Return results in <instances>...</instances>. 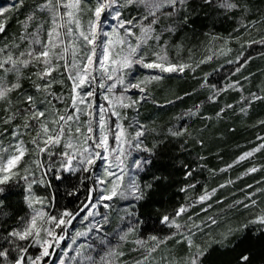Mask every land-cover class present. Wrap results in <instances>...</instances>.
<instances>
[{
  "label": "snow or ice",
  "instance_id": "6c2138e0",
  "mask_svg": "<svg viewBox=\"0 0 264 264\" xmlns=\"http://www.w3.org/2000/svg\"><path fill=\"white\" fill-rule=\"evenodd\" d=\"M187 2L32 0L27 6V15L20 21L22 31L11 41L0 43V105L3 106L0 108V137H10L7 145L0 140V195L5 192L4 186L23 181L26 186L25 201L31 209L28 216L20 218L16 227L0 236L5 245L0 246V264H52L51 258L56 256L55 249L67 238L68 227L77 217L81 223H89L86 232L74 233L72 245H76L79 237H88L93 232L97 235L91 243L80 244L72 249L75 255L68 259L74 264H129L121 259L125 253L107 240L104 225L110 223L109 212L101 213L99 209L113 210L117 201H126L129 203L123 209L125 216L136 217L137 214L131 209L145 199L146 190L153 186L151 183L142 185L139 176L152 164L151 157L155 155L156 145L151 149L147 147L144 138L148 130L139 120L129 121L125 125L124 122L128 120L126 110L134 109L138 115L140 104L148 97L147 85L163 79V73H183L191 69L189 64L170 60L167 44L163 41L165 33L175 31L177 19H182L180 14L186 10ZM204 3L215 4L226 12H247L243 0H204ZM24 6L25 0H15L9 7L0 8V17L12 8L18 11ZM129 9L136 14L133 15ZM255 24L256 21H249L241 27L248 31ZM5 29V23L0 21V34ZM250 43L264 45V36ZM211 59L212 56H207L199 63ZM30 67L36 71L25 76V70ZM137 67L156 69L159 74L134 77L132 73ZM64 77L71 82L69 93L54 92V85H63ZM24 79L32 82L35 95L23 90ZM238 85L239 81H236L229 87L237 89ZM201 87L213 90L208 99L215 102L220 90L207 82L202 83ZM133 89L141 94L135 99L128 95ZM237 90L242 91V87ZM262 99L264 96L257 93H250L246 102L241 97L240 103L244 106L240 111L246 112L252 103ZM227 107L232 108L234 105ZM199 110L200 106L195 105L178 119L196 116ZM224 111L222 108L217 116ZM259 123L264 124V121ZM186 134L188 129L183 126L167 129V135L173 138ZM25 135L31 137L27 143L32 145L31 151L37 156L33 161L34 168H21L23 158L30 151L23 139ZM258 139L262 142L243 153L237 163L264 150V137ZM197 142L203 143L202 140ZM140 152L148 155H136ZM41 154H46V161L40 159ZM232 166L228 165L227 168ZM257 170L252 167L248 173ZM57 171L90 174L81 179V184L84 179H88L92 186L78 208H54L49 198L38 197L33 192L34 185L49 187L47 176ZM192 171L187 170L185 178L191 176ZM56 179L61 180L63 177L56 175ZM231 183V180L227 182ZM225 186L220 185L221 188ZM189 187L194 188L195 185H188L181 191H187ZM247 187L251 188L252 185ZM216 191L213 189L212 193L199 196L198 202L204 203L211 199ZM256 191L246 193L245 200L248 203L238 200L229 207L255 206L253 197ZM78 194L79 189L76 187L68 193L70 196ZM2 204L3 201H0V206ZM188 207L181 205L172 214L159 218L158 223L175 230L166 238L151 235L148 239L155 243L147 247L143 239L134 241L137 247L133 251L143 248L144 254L131 264H157L152 254L168 239L176 237L180 238L177 243L186 245V251L167 264H204L210 245L198 244L194 237L216 225L217 217L207 216L199 223L188 217L190 223L181 222L180 217L188 211ZM211 207L209 204L202 211L207 213ZM97 216L101 219L93 223ZM249 225H259V231H264V209L242 227L247 228ZM137 226H142L139 218L122 233H118L119 241H126L128 235L137 230ZM57 229H60L59 233ZM238 230L230 228L227 234L214 242L222 243ZM96 247L103 250L93 256L91 253ZM29 248H38V252L32 254ZM63 256H67V252ZM238 259L239 264H249L247 253ZM57 264H66V260L57 257Z\"/></svg>",
  "mask_w": 264,
  "mask_h": 264
},
{
  "label": "trees",
  "instance_id": "16d2710c",
  "mask_svg": "<svg viewBox=\"0 0 264 264\" xmlns=\"http://www.w3.org/2000/svg\"><path fill=\"white\" fill-rule=\"evenodd\" d=\"M14 2L15 0H0V8L9 7ZM243 2L247 6L246 13L226 12L215 4H205L204 0H188L186 10L180 14L182 19H177L175 31L165 33L163 41L167 44L169 59L189 64L191 69H186L183 73H163V79L147 85L148 97L140 104L138 115L134 109L126 110L128 120L124 122L125 125L129 121L139 120L148 130L144 138L147 147L151 149L156 145L155 155L151 157L152 164L139 176L142 185L151 183L153 186L146 190L145 199L131 209L137 214L136 217L125 216L123 209L129 203L126 201H117L115 208L107 211L110 223L104 225V234L111 242L118 238V233L134 224L136 218L141 220L142 226H137V230L130 233L126 241L118 240L114 245L125 253L121 259L129 264L144 254L143 248L133 251L137 247L134 241L143 239L147 247L155 243L148 239L151 235L166 238L175 231L158 221L161 216L172 214L181 205L189 206L188 211L180 217L181 222L190 223L188 217H192L197 223L207 216L217 217L216 225L194 237L196 243L210 245L204 264H239L238 258L245 253L249 255V264H264V231H259V225L242 227L264 209V191H256L264 189V150L238 162V166L233 165L243 153L262 142L258 137H264V124L259 123L264 121V99L256 100L246 112L240 111L244 106L240 103L241 97L246 102L250 93L264 96V45L250 43L251 40H260L264 36V0ZM31 3L32 0H25L24 7L18 11L12 8L0 17V21L6 25L5 32L0 34V43L11 41L22 31L20 21L24 20L28 12L27 6ZM129 12L136 14L131 9ZM86 19L85 17V22ZM249 21H256V24L245 31L241 25ZM207 56H212V59L199 63ZM34 71L35 68L26 69L25 76ZM133 72L138 78L147 74L141 67ZM63 79V85H54V92L69 93L71 82L66 77ZM236 81H239L237 89L242 87V91L229 87ZM205 82L220 90L215 102L208 99L213 90L201 87ZM22 83L23 90L36 94L30 80L24 79ZM132 94L134 99L141 95L136 90ZM230 104L234 107L228 108L227 105ZM195 105L200 106L196 116L178 119ZM222 108L225 111L217 116ZM181 126L188 129V134L180 138L167 135L168 128ZM9 139L7 136L0 137L5 145ZM23 139L30 151L23 158L21 168H34L33 161L37 156L31 151L32 145L27 143L31 137L25 135ZM198 140L203 143H198ZM137 154L148 155L144 152ZM40 159L46 161V154H41ZM228 165L233 166L227 168ZM252 167L258 170L248 173V169ZM225 168L226 171H221ZM187 170L193 171L191 176L185 178ZM56 175H61L63 179H56ZM89 175L62 171L49 173L47 181L50 186L34 185L33 192L38 197L49 198L54 208L74 210L85 200L88 189L92 186L88 179H84L81 184V179ZM229 180L233 183L227 184ZM192 184L195 185L194 188L181 191ZM222 184L226 186L221 188ZM248 185L252 187L249 188ZM4 187L5 192L0 195V201H3L0 206V236L6 235L7 231L18 225L21 217L31 213L25 201L26 186L23 181ZM73 187L79 189V194L70 196L68 193ZM214 188L217 191L211 199L204 203L198 202L199 196ZM253 191H256L253 197L255 206L229 207L235 201L245 200L246 193ZM245 203L248 201L245 200ZM209 204L212 207L207 213L203 212L202 209ZM121 216L125 218L121 219ZM230 228L239 230L222 243L214 242L227 234ZM179 239H168L152 254L157 264H167L169 260L178 259L184 254L186 245L177 243ZM0 246H5L2 239ZM29 252L36 254L38 248H29Z\"/></svg>",
  "mask_w": 264,
  "mask_h": 264
},
{
  "label": "rangeland",
  "instance_id": "374dc122",
  "mask_svg": "<svg viewBox=\"0 0 264 264\" xmlns=\"http://www.w3.org/2000/svg\"><path fill=\"white\" fill-rule=\"evenodd\" d=\"M84 22H85V20H84ZM85 24H86V22H85ZM107 27V26H106ZM146 70V76H148V75H154V74H159V72H158V70H156V69H145ZM132 75L134 76V77H137L135 74H134V72L132 73ZM133 91H135V89H133L131 92H129L128 93V95H131L132 97H133V94H132V92ZM136 92H137V90H136ZM101 103L103 102V101H100ZM7 145V144H6ZM136 155H138L137 153H136ZM238 160V158L234 161V163H233V165H236V166H238V163L236 162ZM215 189V188H214ZM213 190V189H212ZM212 190L211 191H209V192H206L204 195H206V194H210V193H212ZM87 195H88V193H87ZM207 201V200H206ZM205 201V202H206ZM36 207H39V206H36ZM99 211L101 212V213H105V212H107L108 210H106V209H104V208H100L99 209ZM83 215V214H82ZM101 218L99 217V216H97L96 218H95V220L94 221H92L93 223L95 222V221H99ZM90 220H92V218H90ZM88 221H85V222H83V223H81L80 222V218H78L77 219V221L68 229V232H67V238L64 240V242L62 243V244H60V247L59 248H57V254H56V256H55V258H54V260H53V262H52V264H57V257H62V258H64L65 260H66V264H74V262L73 261H71L70 259H68V257H71V256H74L75 255V251H73L72 249H74V248H76L78 245H80V244H88V243H91V241L95 238V236L97 235L95 232H93V233H91L88 237H79V238H77V241H76V245H72V236L74 235V233L76 232V231H81V232H86L87 231V228H88ZM57 231V233H59L60 231H59V229H57L56 230ZM108 238V237H107ZM108 240V239H107ZM119 239L118 238H116V240L115 241H112L111 243L113 244L112 246L113 247H115L116 246V244H117V241H118ZM69 245H71V247H69ZM115 245V246H114ZM102 248L101 249H94L93 251H92V255L93 256H96V254L98 253V252H102ZM64 252H67V256H63V253Z\"/></svg>",
  "mask_w": 264,
  "mask_h": 264
},
{
  "label": "water",
  "instance_id": "95a60500",
  "mask_svg": "<svg viewBox=\"0 0 264 264\" xmlns=\"http://www.w3.org/2000/svg\"><path fill=\"white\" fill-rule=\"evenodd\" d=\"M78 218H79V217H77V219H78ZM77 219H76V220H77ZM76 220H75V221H76ZM75 221H73V223H74ZM73 223H72V224H73ZM71 226H72V225H71ZM71 226H69V227H71ZM69 227H68V229H69ZM62 243H63V241H62L60 244H62ZM55 252L57 253V248L55 249ZM51 259H52V261H53L54 257H52Z\"/></svg>",
  "mask_w": 264,
  "mask_h": 264
}]
</instances>
